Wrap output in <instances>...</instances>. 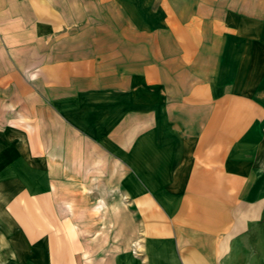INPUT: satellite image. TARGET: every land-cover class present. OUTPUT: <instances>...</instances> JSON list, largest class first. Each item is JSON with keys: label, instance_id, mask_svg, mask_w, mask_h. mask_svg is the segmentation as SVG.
Here are the masks:
<instances>
[{"label": "crops", "instance_id": "1", "mask_svg": "<svg viewBox=\"0 0 264 264\" xmlns=\"http://www.w3.org/2000/svg\"><path fill=\"white\" fill-rule=\"evenodd\" d=\"M0 30V77L43 79L48 156L101 193L62 214L42 195L58 163L0 134V264L86 260L74 227L119 210L143 234L133 264H264V0H0Z\"/></svg>", "mask_w": 264, "mask_h": 264}, {"label": "rangeland", "instance_id": "2", "mask_svg": "<svg viewBox=\"0 0 264 264\" xmlns=\"http://www.w3.org/2000/svg\"><path fill=\"white\" fill-rule=\"evenodd\" d=\"M15 49L16 47L11 45L1 46V50L5 53H9L11 57L12 54H15ZM17 64L21 66L20 68L23 70L22 73L24 72L27 77L21 79L0 77V134L25 135L27 138V146H34L35 144V148L41 151L42 161L44 163V160H46L49 155L50 147L49 116L46 115V117H44L43 114L42 120H37L35 119V113L32 108L35 105V101L40 98L41 103L45 105L47 103V98L44 93H42L41 97L37 94L38 98L35 100L31 94L39 85H42L43 79L31 76L33 69H27V67H25L26 63L19 64L10 62L9 72L12 73L13 69H15L14 66ZM1 65L2 63H0V70L2 69ZM30 73L31 75H29ZM5 86L6 88H4ZM25 91L31 92L30 94H24L23 92ZM37 92L40 93V89H37ZM42 112H44V110H42ZM33 139H36V142H34ZM15 144H17V142H15ZM10 146L13 148V145ZM45 170L46 171L42 172L41 175L42 182L43 185L44 182L47 183L49 188L43 189L42 195H46L44 196L46 198L52 193L62 214L66 215L67 213L64 209L66 200H72L71 202L74 204V208L80 211L83 207L90 205L96 198L101 196V193L97 190L91 191L86 198L79 196L77 186L71 183L72 178L78 177V175L65 174L62 160L58 163L56 169L45 168ZM89 176L92 182L100 180L102 182L111 183V181H113L111 180L113 179V175L110 174L91 173ZM96 187L95 185V188ZM114 192L113 190L105 188V196H112ZM25 193L27 197H29L30 194L32 195L29 189H26ZM67 193L74 194L73 199L67 197ZM107 196L105 198L107 199L106 201L111 203L107 206V210H111V214L114 215L113 198L108 201ZM68 217L71 216L68 215ZM116 218H118V220L114 219V221H107L105 227H101L98 221H91L88 226L91 230L88 233H80L78 229L74 227V237L78 241V244L81 243L82 236H84L86 242L85 246L89 249V258L86 260L81 257L80 253H78V255L75 254V256H77V264H133L136 257L142 256L141 251L143 248L140 241L142 240L143 234L139 223L133 222L135 228L133 227L132 230L131 223L129 220H126V218L129 219V216L126 215L123 210H119Z\"/></svg>", "mask_w": 264, "mask_h": 264}, {"label": "bare ground", "instance_id": "3", "mask_svg": "<svg viewBox=\"0 0 264 264\" xmlns=\"http://www.w3.org/2000/svg\"><path fill=\"white\" fill-rule=\"evenodd\" d=\"M48 160L50 163H59L61 161V158L60 157H55V156H48ZM69 167V166H68ZM69 169V168H68ZM70 170V169H69ZM65 172V171H64ZM72 172V171H71ZM69 173V172H68ZM67 173V174H68ZM66 174V173H65ZM71 176V175H70ZM73 180L75 181H78L80 186L82 187V189H85L86 186H85V178H81V177H74L72 178Z\"/></svg>", "mask_w": 264, "mask_h": 264}]
</instances>
